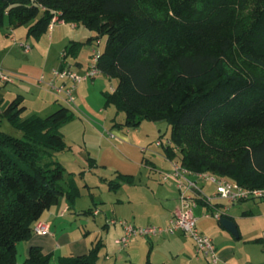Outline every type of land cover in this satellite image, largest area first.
<instances>
[{
    "label": "trees",
    "instance_id": "16d2710c",
    "mask_svg": "<svg viewBox=\"0 0 264 264\" xmlns=\"http://www.w3.org/2000/svg\"><path fill=\"white\" fill-rule=\"evenodd\" d=\"M56 14L93 31L85 42L70 41L66 59L106 39L96 66L116 86L104 92L105 103L125 113L113 127L165 120L174 143L162 147L169 159L264 187V0H0V26L6 18L13 28L28 25L29 36L47 33ZM27 109L18 94L0 114L22 132L0 129V264H97L102 238L79 255L55 256L33 244L18 260V243L34 235L46 211L61 198L72 209L82 193L76 176L52 158L71 149L61 128L75 111L61 102L47 116L23 117ZM116 177L115 185L133 182Z\"/></svg>",
    "mask_w": 264,
    "mask_h": 264
},
{
    "label": "crops",
    "instance_id": "0c3cea01",
    "mask_svg": "<svg viewBox=\"0 0 264 264\" xmlns=\"http://www.w3.org/2000/svg\"><path fill=\"white\" fill-rule=\"evenodd\" d=\"M67 24V22L61 20L53 29H49L45 33L51 39L50 46L45 47L42 40L44 35L40 37L39 42L42 45L38 44V47L41 46V50L33 48L29 44L28 40L30 36L28 35V25L13 28L8 24V19L6 18L5 24L0 26V66L7 68L6 70L14 74L12 80H18L20 83L22 82L38 89L39 94L37 99L41 107L39 112L50 110L51 101H53L51 100L53 91L47 84L52 70L56 67V64H54L55 61L51 58L52 48L54 45L58 46L60 44H66L67 46L71 40L75 39L71 38L68 32L61 33L63 30H66L65 27ZM72 25L79 26L76 23H72ZM6 33L10 37V40L12 34H14L21 43L29 44L31 49L26 52L17 40H14L17 43L16 45H7L3 39ZM69 38H71L70 41H68ZM64 51L59 53V56L63 58L60 60L62 61L61 65L68 63L69 66L79 71H83L86 68L87 65H84L82 62H71L69 58L66 59L63 57ZM98 79H100V75L77 85L76 100L72 105L69 104L78 117L86 118L88 123L92 124L94 128L99 130L98 128L100 127L101 129L99 130L101 132L99 136L101 140L97 147L88 150L86 155L84 154L86 159L92 157L96 161V164L93 167H89L90 169L87 171L93 172L94 170L101 169L104 172L110 171L113 176H117L118 173L131 175L133 176V182H127L131 185L135 183L137 178L143 179L148 169L156 170L154 168L157 165L152 161L148 153L149 151L153 153L158 151L152 148L150 145L152 141L141 133L140 127L133 130L112 126L115 116L113 117V113L110 112V109H107L109 105L107 106L105 101L102 102L100 99H94L96 96H93V93H95L94 87ZM105 91L107 90H102L103 95ZM24 92V89H22L18 94L24 96L26 103ZM17 95H14V97ZM55 100H59L57 96H54ZM59 101L61 102V100ZM2 111L3 104L1 102L0 114ZM156 146L160 147L157 144ZM160 148L158 149L164 153V157L166 158L161 169L158 171L163 174L171 171L172 159L167 157L164 148ZM84 177L85 175L83 177L80 176L82 179ZM103 178L107 177L104 176ZM76 180L81 187L77 177ZM199 183L208 194H214L216 192V187L210 182L200 180ZM253 200L264 202V200ZM119 202H124V200H120ZM230 205L219 206V208L222 209L224 214L231 217L229 219L237 223L239 237L226 229L222 225L221 219H217L211 213L212 209H210V206L202 202H199V205L195 208V212L199 216L198 225L200 229L213 238L217 246L221 264H264V244H262L264 237L258 235L260 229L246 232L241 229L239 222L240 216L248 218L254 216L257 211L260 213L264 212V206H239L235 210L236 206ZM53 206H57V209ZM53 206L49 209L50 212L43 217V220L50 224V232L44 235L36 234V237L34 236L29 240L19 242L18 250L20 245L24 243L23 249L25 256H27L29 248L33 244L40 245L45 253L53 252L55 256L87 253L91 245L100 239V237H94V235L97 236L99 233L98 228L93 223H84L80 220L81 223L78 221V217H76L77 226L72 223L70 225L71 229L60 230V226L56 223V220L66 217L72 209L65 198H61L60 202ZM74 206L76 205L74 204ZM177 207H164L162 212L156 216L148 215V219H143L140 216L138 219H135V217L129 221L135 226H165L169 223ZM241 209L243 210L239 215L238 211L240 212ZM93 214L95 217H99L102 212L96 207L93 209ZM105 217L106 221L103 224L107 230V234L106 236L102 234L101 238L104 240L105 245H107L106 242H109L110 239L116 243V239L123 235L124 227L120 224H110L109 217L107 215ZM259 237H263V241H257L256 239ZM111 247V249L107 247L109 250L106 251L104 256L106 264H112L113 262L114 264H210L207 259L197 255L192 237L181 232L176 234L164 233L154 237L137 235L132 238L126 247L117 243L114 245L112 243ZM102 251L103 249L100 251V257Z\"/></svg>",
    "mask_w": 264,
    "mask_h": 264
},
{
    "label": "rangeland",
    "instance_id": "374dc122",
    "mask_svg": "<svg viewBox=\"0 0 264 264\" xmlns=\"http://www.w3.org/2000/svg\"><path fill=\"white\" fill-rule=\"evenodd\" d=\"M65 28L66 30H63L61 32L62 34L64 32H68V35L71 38H75L74 40H79L82 42H85L93 32L83 25L73 26L72 23H68ZM42 38L45 47L51 45V39L49 38L48 34H44ZM71 38H69L68 41H70ZM3 39L7 45H16L17 43H15L14 40H17L19 44L21 43L20 40H18L16 36H14V34H12L11 36L12 41L10 40V37L7 36V33L4 35ZM105 41L106 39L103 37L101 38V42L98 44H85L82 47L78 57H69V60L71 62H82L84 65H87V68L92 62L93 50L95 48L98 50H102L104 48ZM28 42L31 46H33V48H38L39 50L42 49L41 46L38 47V44H40L39 38L30 36ZM40 45H42V43ZM63 45H54L52 48L51 58L53 61H55L54 64H56V67L60 66L62 63V61L60 60L63 58L62 56H59V53L66 49V44ZM0 68L3 69V72L5 74H10V72L6 70L7 68H4L2 66H0ZM114 86H116L115 79H109L106 75L101 74L100 79H98V81L96 82V86L94 87L95 93H93V96H96L94 99H100V101L104 102L105 97L102 94V90L111 91L114 89ZM22 89H24L25 91L24 95L26 97V104L28 105V109L23 114V117H26L32 113H38L42 116H47L54 110H56L60 106L61 102H64H60L59 100L54 101V96L56 97V95L52 92L53 97L51 98V100H53L54 102L51 101L50 110L39 112L41 110V107L40 103H38L37 96L39 94V91L38 89H36V87H30L25 83L18 82V80L5 81L0 79V103L2 102L3 107L8 102H10L14 98V95H17ZM64 103L66 104V102ZM107 109H110V112L113 113V117L117 115L118 121L124 120L125 113L117 112V107L115 104H110ZM0 129L15 136L22 135V132L17 130L5 117L0 118ZM98 129L101 130L100 127ZM61 130L65 133L66 140L71 146V149L56 152L55 155L52 156V158L60 160L65 164L67 175L71 172H74L73 175H77L76 177L81 184L82 193L81 196H79L74 202L76 206H73L72 210L67 214V216L56 220V223L60 226V230L71 229L70 225L72 223L77 226L78 224L75 218L78 217L79 222H81L80 220H82L84 223H93L99 231L97 236L94 235V237L101 238L102 234L104 236H106L107 234V230L103 224L106 221V215L109 217L108 220L117 219L127 221L128 219V222L131 223L129 220L134 219L135 217V219H138L140 216L143 219H148V215L156 216L160 212H162L164 207L169 208V206L180 205V191L176 185V182L174 180L163 181L161 172H158L161 169L162 164L163 162H165L166 158L164 157V153L161 151L162 149L156 146L155 140L160 134L165 133L164 136L166 138L170 135L171 128L167 121L162 120L155 122L144 120L142 125L140 126L141 133L152 141L150 145L153 149H157L158 151L155 153L149 151L148 153L152 161L157 166L156 168H154L156 170L148 169L143 179L137 178L135 183L131 185L120 180V184L115 185V182L118 179L116 175H111L110 171L104 172L101 171V169L94 170L93 172L87 171L88 169H90V166L89 161L88 159H86L84 154L86 155V152L88 150L95 149L97 147L101 140V137H99L101 132L94 128L92 124L88 123L86 118H81L76 115L73 120L64 124ZM158 148H160L161 150ZM50 158V156L46 157L47 160ZM84 175L85 177L83 179L80 178V176L83 177ZM104 176H106L107 178H103ZM120 200H124V202H119ZM230 206H236V210L239 208V206H264V202H257L253 199H250L231 204ZM53 207L57 209V206ZM96 207L102 212L99 217H95L93 213H84L85 210H88L90 208L94 209ZM242 210L243 209H241L240 212L238 211L239 215ZM49 212L50 210H47L45 214H48ZM261 213L257 211L254 216L248 218L240 216L239 222L241 225V229L246 232L252 230L256 231V229H260L258 235L264 237V212ZM34 236L36 237L37 235L34 234L32 237ZM106 243L107 245H104V247L102 248L103 251L101 257H99L97 261V264H106L104 260L105 253L107 250L112 248V243L113 245L116 244L111 239ZM262 244H264V241L262 242ZM23 247L24 243L20 245L18 250L19 262L24 261L27 257L25 256ZM52 264L58 263L55 260L52 262ZM112 264H114V262Z\"/></svg>",
    "mask_w": 264,
    "mask_h": 264
},
{
    "label": "built area",
    "instance_id": "2783aa9c",
    "mask_svg": "<svg viewBox=\"0 0 264 264\" xmlns=\"http://www.w3.org/2000/svg\"><path fill=\"white\" fill-rule=\"evenodd\" d=\"M59 22H61V19L56 14L50 23L49 29H53ZM20 45L24 47L26 52L31 49L29 44L21 43ZM99 53L100 50L96 48L93 50L92 63L83 71L72 68L68 63L52 70L47 84L59 100L72 105L76 100L77 85L101 74L96 66ZM13 76V73L5 74L3 69L0 68V78L2 80H12ZM156 144L160 147L174 145L171 139L163 137L157 138ZM171 163V171L163 173L162 180H174L176 182L180 191V205L175 208L169 223L165 226H135L125 220L110 219V224H120L124 227V233L116 239V243L126 247L132 238L137 235L154 237L164 233H186L194 240L196 253L199 257L207 259L210 264H221L213 238L205 234L198 225L199 216L196 214L195 208L200 201H203L207 206L213 208L211 213L217 219H221L224 213L219 206H228L249 199L264 200V187L250 188L211 171H193L185 167L178 159H172ZM200 180L213 184L216 187V192L208 194L200 185ZM216 204L217 206H215ZM49 232L50 224L45 220L38 221L34 226V234L44 235Z\"/></svg>",
    "mask_w": 264,
    "mask_h": 264
},
{
    "label": "water",
    "instance_id": "95a60500",
    "mask_svg": "<svg viewBox=\"0 0 264 264\" xmlns=\"http://www.w3.org/2000/svg\"><path fill=\"white\" fill-rule=\"evenodd\" d=\"M221 223L226 229H228L234 235L239 237L238 225H237V223L234 220H231V219H229L227 217H222L221 218Z\"/></svg>",
    "mask_w": 264,
    "mask_h": 264
}]
</instances>
